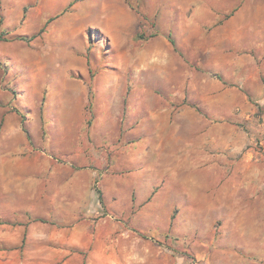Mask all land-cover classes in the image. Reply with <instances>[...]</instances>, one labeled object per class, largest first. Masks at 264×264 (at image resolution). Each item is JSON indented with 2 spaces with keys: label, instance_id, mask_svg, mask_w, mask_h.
<instances>
[{
  "label": "rangeland",
  "instance_id": "1",
  "mask_svg": "<svg viewBox=\"0 0 264 264\" xmlns=\"http://www.w3.org/2000/svg\"><path fill=\"white\" fill-rule=\"evenodd\" d=\"M259 86L264 0H0V264H264Z\"/></svg>",
  "mask_w": 264,
  "mask_h": 264
},
{
  "label": "crops",
  "instance_id": "2",
  "mask_svg": "<svg viewBox=\"0 0 264 264\" xmlns=\"http://www.w3.org/2000/svg\"><path fill=\"white\" fill-rule=\"evenodd\" d=\"M238 23H239V21L236 20V18H231L230 20H227L226 25H225V30L221 32L222 34L219 33L220 36H223L222 38H228V39H242V38L246 37L247 33L248 34L251 33L250 31L247 32V30H245L244 28L237 25ZM191 54H192L193 59L196 62V65H199L201 63H202V65H205V63H203L204 60L201 57L197 56V52H193ZM210 55L215 56L212 58V60H210V62L215 63L219 69H221L223 67L224 68L227 67L228 64L231 66L233 65L235 67L234 75L240 76V78L244 77V72L242 71V69L240 67L242 65L241 58L234 59V58H230L229 56L226 57V54H223V50H221L220 47H217V46H215L213 48V51L210 53ZM238 63L240 66H238ZM223 71H225V70H223ZM218 81L220 82V84L218 85L219 88H223L225 86L224 81H220V80H218ZM259 88H260V91L258 93L263 94L264 93L263 88L260 86H259ZM203 99L208 100L209 97L203 96ZM219 104L222 106L225 105V103L222 102V100L219 102ZM203 112L205 114V115H203V118H209L210 117L209 111L203 110ZM222 114H221V116H222ZM60 124H61V126H63V127H61L63 129L68 128V124L65 121H63ZM208 125H209V122L207 121L205 123V126H208Z\"/></svg>",
  "mask_w": 264,
  "mask_h": 264
},
{
  "label": "built area",
  "instance_id": "3",
  "mask_svg": "<svg viewBox=\"0 0 264 264\" xmlns=\"http://www.w3.org/2000/svg\"><path fill=\"white\" fill-rule=\"evenodd\" d=\"M260 143L262 144L261 140H260Z\"/></svg>",
  "mask_w": 264,
  "mask_h": 264
}]
</instances>
